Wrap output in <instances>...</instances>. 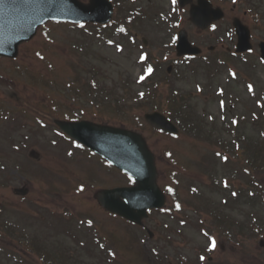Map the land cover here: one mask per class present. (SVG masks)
<instances>
[{
    "label": "rangeland",
    "instance_id": "1",
    "mask_svg": "<svg viewBox=\"0 0 264 264\" xmlns=\"http://www.w3.org/2000/svg\"><path fill=\"white\" fill-rule=\"evenodd\" d=\"M226 9L229 11V8L226 7ZM256 33L259 38H262L264 36V29L256 27ZM52 35L54 39L53 43H49L50 41L45 38L44 34L39 33L31 41L20 46L18 56L15 59H0V72L6 75L5 79L0 77V100H6L13 108L22 107L26 105V103H29L40 105L41 109H45L46 107L44 108L42 102L47 103L50 99V95H54L55 98H58V96L61 97V102L59 98L58 100L60 104L62 103L60 105L62 109L71 104V100L66 98L65 82L75 76L77 70L82 74H87L86 71L89 73V67L84 68L79 64V60H82L81 55L71 47L72 44L80 39L76 30L55 26L52 30L51 36ZM45 43H49L50 48H47ZM97 45L102 46L98 48L101 61L97 63V68L102 69L99 74L100 81L107 84L112 90L115 84L118 83V81H116L119 76L118 74L122 73L125 74L126 77L131 76L135 87L141 89L142 86L135 83L139 71L135 62L136 57H129L124 52L118 53L115 48L109 49L103 44L97 43ZM38 51L43 52L44 57H42V59L35 57ZM150 53L156 57L162 54V50L152 48ZM106 57H111L112 63L107 61ZM90 62L93 64L96 63ZM51 66L57 70L56 75H54L56 73L54 70H49ZM259 72L260 78L264 79V71L259 70ZM41 75L45 76L47 82L49 79H54L57 82V86L51 85L44 88L40 85H35L31 79L34 76ZM197 80L204 83L203 78L200 77L199 79L193 78L190 82L182 83L181 86L192 88V86H195L194 82ZM222 80H225L224 77ZM240 86L241 85H239L238 88H240ZM195 100L201 112L204 111L205 113H211L217 117L219 116V109L215 100L202 94L196 96ZM233 111H235V109L231 110L226 108L225 110V112L228 113H232ZM105 114L106 112L103 117H105ZM101 118L102 117L96 119L102 121ZM20 121L27 124L26 130H19V128H22L21 122L16 124L10 121L0 120V152L3 155L12 152V155H15L20 161H25L29 169L28 175H24L17 170L14 171V169L12 171L10 170L9 174L5 176L6 179H4L9 181L3 182L4 184L0 183V205L4 206L6 210L4 217L11 220L10 218L11 216L13 217L12 214L14 212L17 217L19 216L20 218L23 216L29 217L31 214L37 216L36 214L44 213L49 209L56 214H61L62 211L69 209L73 211L74 214L81 213L92 215L100 222L105 231L112 228L111 230L115 237L121 240L127 238L132 229L130 230L121 220H113L111 221L112 224L108 223L107 218L100 214L101 211L95 208V206H99L94 199V195L89 191L83 193L76 192L74 189L75 184L80 181L83 165L89 164L85 157L79 156V161L72 162L67 158L64 152V143H61L57 147H51L48 143L49 137L52 136L50 132L39 130L31 119H29V121L20 119ZM108 122L118 124L114 120H109ZM8 124L19 127L18 138L23 132H34L32 135L34 138L36 137V142L33 143V147L37 148L41 153V158L38 161L31 160L27 156V151H22L17 154L9 150V141L6 140L5 129H3L7 127ZM143 133L147 137L151 149L157 156L161 182H169L167 179V168L171 165L166 162L163 157L164 154L162 153L166 147L170 146L173 148L179 155L180 160L189 165L186 169L187 171L183 169L180 172L182 175V185L180 189L182 193L183 209L178 212L177 215L190 222V225L188 224L184 231L175 233L177 237L174 244L167 241L166 234L169 231L160 228L159 225L163 220L172 221V217L167 214L153 213L152 216L145 221V224L153 230L154 234L148 241L146 240L144 243L138 245L141 253L135 251V254L132 256L134 262L131 260L129 263L149 264V260L156 261L155 257L150 253V248L160 245V253L162 255L168 254L172 264L176 262L177 255L174 253L176 249V251L179 249L182 250V253H184L183 256L189 261L188 264H264V247H260V236L247 233L244 235L241 234L233 240L232 237L228 238L224 234H219L217 231H214V229H216L214 218L209 215L206 216L204 212H202V214L197 213L193 206V202L192 204L190 203V201L194 200V198L188 195L189 185L191 183V185L194 184L203 193L208 192L210 189L209 186L211 181L208 176L204 174V170L201 166L204 160L206 162L208 161V154L212 153L214 149L220 151L221 147L198 141L187 135L169 139L163 135L152 133L149 130ZM230 138L227 140H230ZM228 156L233 161L237 159L235 153L228 152ZM77 173H79L78 177L76 176ZM99 174L105 176L106 181L112 184L124 180L119 175H109L105 171H101ZM103 176H100L101 179L99 178L101 180L100 183H106ZM22 185H27L30 188L28 196L25 197L23 201L19 199V196L13 193V188ZM208 194L210 193L208 192ZM213 197L214 199H220V196L216 194H214ZM246 210L248 209L243 207L232 210L234 218L238 219L240 222H245L243 220ZM64 220H68V218H64L62 222H64ZM199 221L202 223L201 225H199ZM22 224L25 225L23 222ZM202 228L212 233L213 238L216 240L215 248L211 247V243L209 244L206 240L207 238L205 239L201 236L200 230ZM19 229L18 232L12 234L2 231V233H0V247L8 248L12 250L13 253L16 251L19 255H22L21 257L26 259L25 261L29 260L31 264H35V257H31L30 254L25 251L23 253L22 246L18 241L23 239L22 236L24 235L21 233L22 231L25 232V230H22V226L21 228L19 227ZM142 238L144 239L147 237L144 235ZM53 240L61 246L60 249L63 250L64 255L73 259L77 264H112L105 258V255L102 253L103 250L100 249L97 244L95 245V243H97L93 241L95 238L91 237L88 243L91 247L86 251H84L80 244L78 245L77 240L76 242L73 241L70 236L66 238V236L54 234ZM128 245L129 243L127 240L126 247H128ZM222 245L224 248H222ZM175 246H177V248H174ZM203 247H206V249H203ZM132 252L131 250L129 254L131 255ZM201 257H204V259H201ZM5 260L6 258L0 255V264H14L9 259ZM114 260L115 264H125L126 262V258L121 252L119 253V257Z\"/></svg>",
    "mask_w": 264,
    "mask_h": 264
},
{
    "label": "snow or ice",
    "instance_id": "2",
    "mask_svg": "<svg viewBox=\"0 0 264 264\" xmlns=\"http://www.w3.org/2000/svg\"><path fill=\"white\" fill-rule=\"evenodd\" d=\"M172 3L173 4H176L177 3V0H172ZM212 29H215L216 28V25L215 24H213L212 26ZM173 39H175V37H173ZM37 55H39V53H37ZM140 59L141 60H144L145 59V56L144 55H142L141 57H140ZM148 71L149 72H151L152 71V69H151V67H149V69H148ZM141 80H143L144 79V77L143 76H141V78H140ZM251 88H252V86L251 85H249V90H251ZM141 95H143V94H141ZM70 155H71V153H69ZM217 155H219V153L217 154ZM225 159H227V158H225ZM82 190V189H81ZM169 191H171V189H169ZM233 195H236V193H233ZM176 207L177 208H179L180 207V205L179 204H177L176 205ZM88 224H92V221L91 220H89L88 221ZM211 247L212 248H215L216 247V240H215V238H213L212 239V241H211ZM201 259H204V257H201Z\"/></svg>",
    "mask_w": 264,
    "mask_h": 264
},
{
    "label": "water",
    "instance_id": "3",
    "mask_svg": "<svg viewBox=\"0 0 264 264\" xmlns=\"http://www.w3.org/2000/svg\"><path fill=\"white\" fill-rule=\"evenodd\" d=\"M1 19V18H0Z\"/></svg>",
    "mask_w": 264,
    "mask_h": 264
}]
</instances>
